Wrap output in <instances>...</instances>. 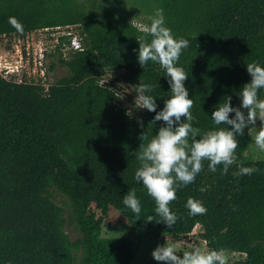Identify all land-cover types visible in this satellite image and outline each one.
I'll use <instances>...</instances> for the list:
<instances>
[{
  "label": "trees",
  "instance_id": "1",
  "mask_svg": "<svg viewBox=\"0 0 264 264\" xmlns=\"http://www.w3.org/2000/svg\"><path fill=\"white\" fill-rule=\"evenodd\" d=\"M66 26L83 46L61 54L67 76L45 89L0 72V264H136L129 237L101 236L111 207L135 232L180 243L200 225L211 252L246 256L207 264H264V160L246 156L264 0H0V38ZM106 70L140 85L139 117Z\"/></svg>",
  "mask_w": 264,
  "mask_h": 264
},
{
  "label": "rangeland",
  "instance_id": "2",
  "mask_svg": "<svg viewBox=\"0 0 264 264\" xmlns=\"http://www.w3.org/2000/svg\"><path fill=\"white\" fill-rule=\"evenodd\" d=\"M134 23L142 30L150 29L141 16H136ZM79 39L80 30L76 26L2 36L0 72L3 75L8 73L16 82L24 79L47 89L69 74L68 68L60 63V56L63 54V57H69L73 52L72 44ZM36 63L42 64L36 66ZM100 83L116 92L115 104L118 108L127 109L132 118L139 117L144 105L138 83L129 82L124 72L114 70H106L101 75ZM250 134L251 144L246 156L254 161L264 160V101L260 102L259 109L251 121ZM65 198L60 196L58 200L63 202L66 201ZM92 211L97 217L101 216L95 205ZM69 214H72L71 209H68L67 218ZM65 231L71 240H76L82 235L74 220L65 225ZM202 235L203 228L197 226L188 238L177 243L171 237L153 234L147 227L135 232L127 218L116 208L111 207L101 236L129 237L133 243L136 264H207L212 252ZM218 258L225 263H236L245 260L246 256L240 253L221 252L218 253Z\"/></svg>",
  "mask_w": 264,
  "mask_h": 264
},
{
  "label": "built area",
  "instance_id": "3",
  "mask_svg": "<svg viewBox=\"0 0 264 264\" xmlns=\"http://www.w3.org/2000/svg\"><path fill=\"white\" fill-rule=\"evenodd\" d=\"M57 28H61V27H57ZM46 30H49V29H46ZM72 49H73V52H75V51H82V50H83V46H82V44H81L80 39H79V41H78V40L74 41V43L72 44ZM41 64H42V63H41ZM41 64H40V63H39V64L36 63L35 65H36V66H38V65L41 66ZM41 71H44V70H41ZM3 76H4V78L7 79V80H12V81H14V78H10V75H9L8 73H5ZM15 82H16V81H15ZM17 82H18V83H22V82H27V81H24V79H21V80H18ZM198 226H200V225H198ZM212 258H213L214 260L220 261L219 258H218V253L212 252Z\"/></svg>",
  "mask_w": 264,
  "mask_h": 264
}]
</instances>
